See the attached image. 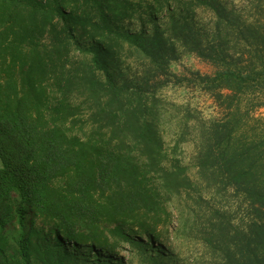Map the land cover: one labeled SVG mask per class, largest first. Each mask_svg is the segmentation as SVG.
Listing matches in <instances>:
<instances>
[{
    "label": "trees",
    "instance_id": "trees-1",
    "mask_svg": "<svg viewBox=\"0 0 264 264\" xmlns=\"http://www.w3.org/2000/svg\"><path fill=\"white\" fill-rule=\"evenodd\" d=\"M179 49L213 72L174 73ZM188 78L220 111L178 113L194 178L155 94ZM0 159V264H172L178 233L207 264H264V0H0Z\"/></svg>",
    "mask_w": 264,
    "mask_h": 264
},
{
    "label": "rangeland",
    "instance_id": "rangeland-1",
    "mask_svg": "<svg viewBox=\"0 0 264 264\" xmlns=\"http://www.w3.org/2000/svg\"><path fill=\"white\" fill-rule=\"evenodd\" d=\"M231 2L234 5H237V0H222ZM199 22L203 23L208 27L210 24V15L207 12H198L197 16ZM166 21V13L160 15L158 18L159 23ZM122 26L131 32L144 31L149 33L151 24H141L138 19H132L123 22ZM179 58L176 61L170 63V69L180 75V76H189L191 71H199L201 73L210 74L213 72V68L207 62L197 58L195 55L184 52L179 49ZM131 64V62H127ZM132 72L136 70V66L132 65ZM127 76V74H125ZM189 78L182 81L178 84H167L166 86L157 89L156 96L160 100V130L161 136L164 141V147L167 150L169 158L176 156L180 159L181 163L187 167L188 174L192 178L195 176V168L192 162L193 147L191 142V137L188 132L184 133V141L179 144V147L175 152L171 151L173 146V141L178 132V113L180 110L190 107L192 109H197L202 117L206 119L215 118L219 116V108L215 106L211 97L199 90L194 88L189 83ZM181 116V115H180ZM2 162L0 159V167ZM174 210V209H173ZM175 211V210H174ZM30 220V217H27V221ZM177 221L173 224L177 225ZM35 225L40 226V222L36 219ZM19 234V229L16 226L10 233L11 240L16 239ZM144 239V238H143ZM13 242V241H12ZM171 247V251L165 252L163 254L164 260L172 264H207L208 256L202 253L199 243L195 239L194 235H183L178 233L173 237L169 238L167 243ZM87 250H80L81 254ZM84 254V253H83ZM81 257H88L82 255ZM114 258H121L124 264H140V257L137 255L133 249L128 246L123 247L117 254L114 255ZM95 260L93 255H90L87 260H83L84 264H91Z\"/></svg>",
    "mask_w": 264,
    "mask_h": 264
}]
</instances>
